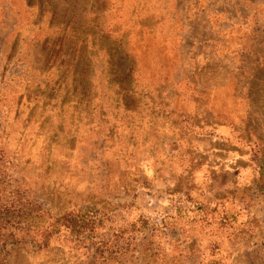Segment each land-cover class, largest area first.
<instances>
[{
    "label": "rangeland",
    "instance_id": "rangeland-1",
    "mask_svg": "<svg viewBox=\"0 0 264 264\" xmlns=\"http://www.w3.org/2000/svg\"><path fill=\"white\" fill-rule=\"evenodd\" d=\"M0 206V264H264V0H0Z\"/></svg>",
    "mask_w": 264,
    "mask_h": 264
},
{
    "label": "trees",
    "instance_id": "trees-1",
    "mask_svg": "<svg viewBox=\"0 0 264 264\" xmlns=\"http://www.w3.org/2000/svg\"><path fill=\"white\" fill-rule=\"evenodd\" d=\"M8 216H10L9 211L5 207L0 206V235H5L6 226L4 224V221L9 222L11 220L10 218H8ZM60 222L62 224H67L69 229H77V231L80 232L85 230L86 228H91L93 219L86 218L85 215L79 218L72 215V213H67L55 219L48 227L42 228V226H37L36 228H33L31 226H27V228L23 232H19V230H22L21 228H15L8 234L6 233V235L12 236V238L23 237V239H17L16 241L23 242L24 240L25 243H29L35 248L42 249L44 247L43 242L47 241V239L52 234L58 231L57 226ZM43 239L45 241H43Z\"/></svg>",
    "mask_w": 264,
    "mask_h": 264
}]
</instances>
